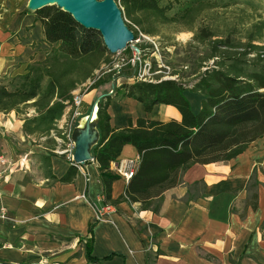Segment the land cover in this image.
<instances>
[{
    "label": "crops",
    "instance_id": "obj_1",
    "mask_svg": "<svg viewBox=\"0 0 264 264\" xmlns=\"http://www.w3.org/2000/svg\"><path fill=\"white\" fill-rule=\"evenodd\" d=\"M24 3L0 0V78L26 73L51 49L42 22ZM96 91L83 94L84 115ZM117 93L107 108L112 129L127 127L129 120L136 125L138 118H182L173 105L156 104L146 112L141 101ZM186 95L198 113L203 95ZM34 113L0 111V156L12 167L0 195V264H264V137L228 162L192 165L154 212L141 202L119 200L129 181L115 163L140 156L134 145L126 144L111 163L119 178L106 204L95 159L61 181L73 163L51 148L49 137L24 132L25 116ZM106 205L113 209L98 219L96 208Z\"/></svg>",
    "mask_w": 264,
    "mask_h": 264
},
{
    "label": "trees",
    "instance_id": "obj_2",
    "mask_svg": "<svg viewBox=\"0 0 264 264\" xmlns=\"http://www.w3.org/2000/svg\"><path fill=\"white\" fill-rule=\"evenodd\" d=\"M116 1L125 20L132 22L127 24L135 38L139 31L135 26L152 36L158 35V27L165 25L194 32L189 44L193 49L185 60L190 68L188 81L183 80L185 72L175 69L172 75L178 78L156 75L149 80H125L116 89L123 96L144 103L146 112L156 104L173 105L181 113L180 121L138 118L136 125L129 120L127 127L112 129L107 108L113 96L100 101L101 138L93 154L99 163L106 204L112 199V183L119 178L110 169L111 163L126 144H132L140 161L119 200L141 202L142 208L158 212L164 192L180 184L183 173L192 165L228 162L264 137V20L242 22L241 28L235 22L233 26L227 22L220 24L218 19L198 25L202 8H210L201 0ZM35 13L51 49L42 62L30 64L26 73L0 78V111L26 114L33 108L35 113L24 118V132L49 137L48 143L54 142L55 147L51 148L56 150L59 143L52 133L56 131L63 137V131L56 130L57 123L72 106L74 91L93 78L102 63L110 61V51L99 30L84 27L57 5L45 6ZM136 46L144 49V45ZM199 47L202 54L197 57ZM124 51L132 54L129 44ZM108 81L93 78L88 91L97 89V96L108 93L112 84L99 89ZM188 91L204 97L198 113L192 109ZM117 95L116 92L114 97ZM73 166L61 181L71 180L76 167ZM92 227L93 224L90 230ZM84 240L87 244L88 240ZM90 253L88 247V258Z\"/></svg>",
    "mask_w": 264,
    "mask_h": 264
},
{
    "label": "rangeland",
    "instance_id": "obj_3",
    "mask_svg": "<svg viewBox=\"0 0 264 264\" xmlns=\"http://www.w3.org/2000/svg\"><path fill=\"white\" fill-rule=\"evenodd\" d=\"M201 1H204L206 4L210 5V8H202L204 9L202 12L203 16L197 22L198 25L211 24L213 19H218L220 24L227 22L231 23L233 26V23L235 22L238 23L237 26L241 28L243 24L242 22H247L249 20H264V0ZM24 2V5H27L29 0H24ZM126 23L132 24L129 19L126 21ZM135 28L139 31L137 38H135L133 42L129 43V46L132 49V54L124 50L118 51L116 53L109 52L108 55L110 61L102 63L101 67L94 71L93 78L96 79L98 77H103L109 79L108 83L99 88L100 90L109 88L111 84L112 89L114 83V92H117L116 89L119 88V86H121L125 80L128 82H133L137 78L140 80L144 79V76L148 79L155 77L156 75H160L163 79L178 78V75H172V72L175 69L181 70V73H186V77L183 78L184 81L189 80L190 76L187 74L189 73L190 68H188L185 60L188 59V53L190 55L191 49H193H190L189 45L193 40V31L188 30L187 28L178 27L176 25H165L159 26L158 35L152 36L145 34L137 26H135ZM137 44L144 45V49L137 51L135 49ZM201 50V47L196 49L197 57L202 54V52H200ZM212 62L213 61H210V63ZM111 70L114 71L112 72ZM93 78H90L85 83L81 84L74 92L80 93L82 95L89 93L90 91H88V88L93 83ZM98 92L99 91L97 90L96 93H92L89 100L90 104L94 99L97 98L96 95H98ZM112 96L114 97L115 94ZM88 105L83 106L84 108H87ZM72 108V106L68 108L70 110L66 114V118L61 120L63 122H60L59 120L57 123L58 128L56 130H62L63 137L58 136L56 131L52 133V135L55 136L54 138H56L59 143V146L56 150H66V152H63L61 155H64L67 158L70 156V140L68 134H70L71 129L74 128L75 124L78 123L79 118L84 115L82 113L80 116L73 118V112L71 111ZM88 109L86 110L87 113H89L91 108L89 111ZM58 138H60V140Z\"/></svg>",
    "mask_w": 264,
    "mask_h": 264
},
{
    "label": "water",
    "instance_id": "obj_4",
    "mask_svg": "<svg viewBox=\"0 0 264 264\" xmlns=\"http://www.w3.org/2000/svg\"><path fill=\"white\" fill-rule=\"evenodd\" d=\"M57 5L69 12L86 28L99 30L111 53L125 50L135 40V34L125 21L116 0H29L28 8L36 11L45 6ZM137 51L140 48L135 46ZM114 93V86L108 93L99 95L91 105L89 113L81 116L71 132L73 142L72 161L85 164L94 160L93 148L99 143L101 132L98 127L101 99Z\"/></svg>",
    "mask_w": 264,
    "mask_h": 264
},
{
    "label": "built area",
    "instance_id": "obj_5",
    "mask_svg": "<svg viewBox=\"0 0 264 264\" xmlns=\"http://www.w3.org/2000/svg\"><path fill=\"white\" fill-rule=\"evenodd\" d=\"M139 79V78H138ZM141 80H149L147 77ZM83 102V95L80 93H75L74 99H73V103H72V107H73V118H76L78 116H80L82 113L79 111V108L81 106ZM74 122V121H73ZM73 124V123H72ZM74 125V124H73ZM77 124H75L76 126ZM72 132V129H71ZM71 132L70 134H68L69 140H70V156L68 157L71 162L73 163V165L75 166H79L80 164H75L72 161V153H73V142L71 140ZM60 140V138H58ZM57 151V150H56ZM59 153L63 154V152L65 151H58ZM139 161H140V156H138L137 158H128V159H121L119 161H117V163H115V170L121 175L123 176L127 181H129L133 175L135 174V172L137 171L138 165H139ZM12 169V167H9L7 165V160L6 158L2 155L0 156V195L2 193V181L5 178V173L7 170ZM97 209V218L101 219L103 218L108 211H111L113 209L112 205H106L104 207L101 208H96ZM5 214V210H2V215Z\"/></svg>",
    "mask_w": 264,
    "mask_h": 264
}]
</instances>
